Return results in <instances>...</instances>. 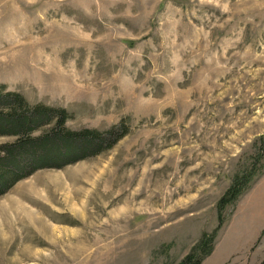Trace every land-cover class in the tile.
Listing matches in <instances>:
<instances>
[{
    "label": "rangeland",
    "instance_id": "obj_1",
    "mask_svg": "<svg viewBox=\"0 0 264 264\" xmlns=\"http://www.w3.org/2000/svg\"><path fill=\"white\" fill-rule=\"evenodd\" d=\"M0 90L129 128L0 195V264L264 261V0H0Z\"/></svg>",
    "mask_w": 264,
    "mask_h": 264
},
{
    "label": "trees",
    "instance_id": "obj_2",
    "mask_svg": "<svg viewBox=\"0 0 264 264\" xmlns=\"http://www.w3.org/2000/svg\"><path fill=\"white\" fill-rule=\"evenodd\" d=\"M68 119L65 109L30 104L19 93L0 90V136L14 137L0 145V195L38 169L63 167L98 155L129 131L123 123L106 130H72L66 127ZM241 183H236L229 193L236 190L239 194L244 187ZM203 258L190 254L182 264H200Z\"/></svg>",
    "mask_w": 264,
    "mask_h": 264
},
{
    "label": "crops",
    "instance_id": "obj_3",
    "mask_svg": "<svg viewBox=\"0 0 264 264\" xmlns=\"http://www.w3.org/2000/svg\"><path fill=\"white\" fill-rule=\"evenodd\" d=\"M249 193L247 194V196L249 197L250 195H252V198L255 199L256 203L254 205L253 204L247 205L245 215L246 217H250L251 215H247L246 213H250L251 211L255 210V213L252 215V217H255L256 212L259 213L260 211L261 212L264 211V182L259 184L250 195ZM247 196L244 197V199H247L248 198Z\"/></svg>",
    "mask_w": 264,
    "mask_h": 264
}]
</instances>
